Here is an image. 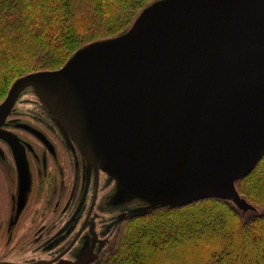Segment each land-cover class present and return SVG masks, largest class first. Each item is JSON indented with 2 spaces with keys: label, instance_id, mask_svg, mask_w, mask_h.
Here are the masks:
<instances>
[{
  "label": "water",
  "instance_id": "water-1",
  "mask_svg": "<svg viewBox=\"0 0 264 264\" xmlns=\"http://www.w3.org/2000/svg\"><path fill=\"white\" fill-rule=\"evenodd\" d=\"M26 88L82 156L81 200L92 167L93 194L100 169L115 198L141 202L133 213L203 196L254 209L235 180L264 152V0H153L125 31L80 46L58 68L15 78L0 101V127ZM0 139L26 181L31 144L3 128ZM88 230L84 251L54 264L95 259L104 239L92 222Z\"/></svg>",
  "mask_w": 264,
  "mask_h": 264
},
{
  "label": "trees",
  "instance_id": "trees-1",
  "mask_svg": "<svg viewBox=\"0 0 264 264\" xmlns=\"http://www.w3.org/2000/svg\"><path fill=\"white\" fill-rule=\"evenodd\" d=\"M152 1L0 0V100L18 76L125 31ZM235 187L254 209L203 196L132 213L87 264H264V152Z\"/></svg>",
  "mask_w": 264,
  "mask_h": 264
},
{
  "label": "flooded vegetation",
  "instance_id": "flooded-vegetation-1",
  "mask_svg": "<svg viewBox=\"0 0 264 264\" xmlns=\"http://www.w3.org/2000/svg\"><path fill=\"white\" fill-rule=\"evenodd\" d=\"M35 103L41 106L35 113L15 111L14 105L0 127L15 133L22 143L28 142L32 146L31 150L25 147L27 179L19 182L12 151L7 143L0 139V148L3 152V154L0 152V190L2 188L0 192V264H47L55 258L48 263L54 264L59 258L74 259L91 242L88 230L91 222L97 231V238L104 239L101 243L99 239L95 241L93 251L98 256L101 251L97 252L98 248L104 247L108 239V236L100 233L97 227L100 218H96L98 212L95 209L100 197L98 188L100 174H103V171L99 169L98 188L93 194L91 167L89 185L81 200L82 171L86 167L83 164L82 170L79 171L76 148L71 150L67 135L62 133L45 107L38 101ZM19 117L26 120L33 119L46 128H48L46 122L52 123L54 132L49 128L48 130L55 133L58 138L53 142L49 137L51 133L47 136L45 132L37 129L38 133H42L43 139L38 137L40 142L34 145L27 138L29 136L34 140L33 136H36L32 132L31 125L21 122ZM62 147L70 155L73 153L75 159L73 161V157L69 155L72 176L68 177L70 181L68 193L64 182L67 170L60 160ZM124 217L125 215L121 219ZM26 219L29 221L24 224ZM119 221L115 215V223L118 224ZM82 224L85 225L73 244L62 252ZM52 234H55L53 239L50 237ZM80 239L84 242L77 246ZM75 248L78 249L73 252Z\"/></svg>",
  "mask_w": 264,
  "mask_h": 264
},
{
  "label": "rangeland",
  "instance_id": "rangeland-1",
  "mask_svg": "<svg viewBox=\"0 0 264 264\" xmlns=\"http://www.w3.org/2000/svg\"><path fill=\"white\" fill-rule=\"evenodd\" d=\"M24 90H23L24 92L20 94V96H19L20 98H19L18 102H16L15 111H18V112L27 111L29 113H35L36 111H39V108H41V106L35 103V101H38V99L34 95L33 91L31 89H28V88H26ZM18 119L21 122H25V123L30 124L35 129L42 130L43 132H45L47 134V136H49L48 133H51V132H49L48 128L53 131L52 123L46 122L47 127H48V128H46V127L38 124L33 119L26 120V119L21 118V117H19ZM24 135H26V134H24ZM49 137H50L51 141H53V142L56 141L57 137L55 136L54 133H51ZM27 138L34 145H38L40 142V140L37 136H33L34 140L32 138H30L29 136H27ZM60 151L62 154V158L60 160H62V162L65 164L66 170H67V175L65 176L64 182L67 186L66 190L68 193L69 184H70V181H68V177L71 178V176H72V170L70 169V165H69V155L70 154L63 147L60 149ZM76 153H77L76 156H77V160H78V164H79L78 169H79V171H81L82 165H83V159H82V156H81V154L77 148H76ZM70 156L73 157V161H74L75 160L74 154L71 153ZM31 161L33 163V160H31ZM100 175H101V178H100V183H99V188H98V192L100 194V197L98 199L97 208H95V209H97V212H98V215L96 218H98V217L100 218L99 221L97 222V224H98L97 227H98L100 233L105 234V236H108V239H107V243L105 244V246L98 248L97 252H99L100 250L107 247L108 244L110 243V241L112 240V237L114 236V234L116 232L115 228H116L117 224L115 223V215L117 214V212L124 210L126 212V214L133 213L134 207L137 204L141 203L140 201H138L136 199H129V198L121 199L118 197L115 198L114 194L116 193V191H115L114 181L109 182L108 181L109 178L105 173L104 174L101 173ZM261 187H262V184H261ZM83 188H84V180L82 181L80 193L83 192ZM74 189H75V187L73 188V190ZM0 192H2V188H1ZM110 198H114V199L118 200L119 202H113V205H111L109 202ZM71 210H72V208H71ZM111 218L114 221L113 223L111 222ZM14 220H15V218H14ZM28 221H29V219L24 220V224L28 223ZM54 235L52 234L50 236L51 239L54 238ZM83 242H84V240L81 241V239H80L79 242L77 243V246H80ZM77 249L78 248H75L73 250V252H76Z\"/></svg>",
  "mask_w": 264,
  "mask_h": 264
}]
</instances>
